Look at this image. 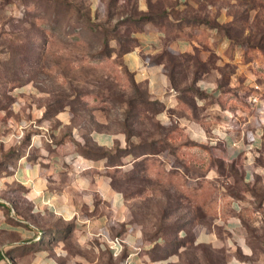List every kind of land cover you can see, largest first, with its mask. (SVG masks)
Wrapping results in <instances>:
<instances>
[{
    "label": "rangeland",
    "instance_id": "rangeland-1",
    "mask_svg": "<svg viewBox=\"0 0 264 264\" xmlns=\"http://www.w3.org/2000/svg\"><path fill=\"white\" fill-rule=\"evenodd\" d=\"M150 1L144 12L142 0H0V111L9 113L23 89L36 91L45 114L73 112L83 145L67 137L94 158L103 151L89 141L92 129L124 133L126 148L107 155L122 166L109 172L144 240L159 256L170 252L172 264H227L229 247L197 241V232L225 238L214 218L228 210L230 197L246 205L249 228L260 220L264 150L253 164L254 182L246 183L243 167L214 158L206 147L190 149L174 121L157 119L163 105L136 80L124 54L137 45L147 14L163 22L170 43L185 29L200 46L189 55L164 53L176 83L187 74L216 78L220 91L233 92L264 124V0ZM254 232L263 250V228Z\"/></svg>",
    "mask_w": 264,
    "mask_h": 264
},
{
    "label": "crops",
    "instance_id": "crops-1",
    "mask_svg": "<svg viewBox=\"0 0 264 264\" xmlns=\"http://www.w3.org/2000/svg\"><path fill=\"white\" fill-rule=\"evenodd\" d=\"M150 2L142 0V11L150 10ZM152 15L147 14L144 29L136 33L137 45L124 59L136 80L146 83L150 98L163 105L157 119L174 121L193 143L190 149L207 148L214 158L243 167V180L253 183V164L264 150V124L233 92L220 91L216 78L187 74L177 84L164 53L189 55L200 44L185 29L168 42L165 25ZM20 93L24 97L19 95L8 114L0 111V264H121L107 246V238L116 235L125 239L123 254L129 264H172L170 252L159 256L132 222L124 191L109 172L122 163L111 164L107 155L88 156L67 137L83 145L71 110L45 114L40 94L24 89ZM88 139L107 150L127 144L124 133L107 129H92ZM230 198L228 210H219L214 218L225 238L200 229L196 240L225 243L227 264H264V249L253 240L258 238L255 227L264 231V199L256 209L262 217L249 228L246 205Z\"/></svg>",
    "mask_w": 264,
    "mask_h": 264
},
{
    "label": "built area",
    "instance_id": "built-area-1",
    "mask_svg": "<svg viewBox=\"0 0 264 264\" xmlns=\"http://www.w3.org/2000/svg\"><path fill=\"white\" fill-rule=\"evenodd\" d=\"M108 242V247L113 252L114 256H118L124 251L125 239L121 236H115L114 238H111ZM123 264H129V256L124 258Z\"/></svg>",
    "mask_w": 264,
    "mask_h": 264
},
{
    "label": "trees",
    "instance_id": "trees-1",
    "mask_svg": "<svg viewBox=\"0 0 264 264\" xmlns=\"http://www.w3.org/2000/svg\"><path fill=\"white\" fill-rule=\"evenodd\" d=\"M98 147V146H97ZM98 148H100V150H102L103 151V153H102V155H108V153L109 154H111V152H113V150H107V149H104V148H101V147H98ZM90 151L92 150V149H89ZM120 258H121V262H122V260H124V254H121L120 256H119Z\"/></svg>",
    "mask_w": 264,
    "mask_h": 264
}]
</instances>
